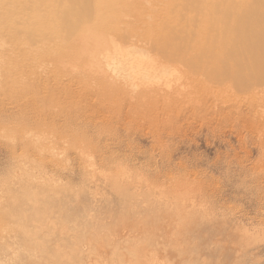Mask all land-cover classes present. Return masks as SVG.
Masks as SVG:
<instances>
[{"label":"rangeland","instance_id":"rangeland-1","mask_svg":"<svg viewBox=\"0 0 264 264\" xmlns=\"http://www.w3.org/2000/svg\"><path fill=\"white\" fill-rule=\"evenodd\" d=\"M69 1L141 10L0 39V264H264L263 19Z\"/></svg>","mask_w":264,"mask_h":264},{"label":"bare ground","instance_id":"bare-ground-1","mask_svg":"<svg viewBox=\"0 0 264 264\" xmlns=\"http://www.w3.org/2000/svg\"><path fill=\"white\" fill-rule=\"evenodd\" d=\"M72 1H74V0H72ZM86 1H85L84 4H87ZM156 1H158V0H155V2ZM165 1H167V0H165ZM165 1L163 0V2H165ZM19 2H21V0ZM69 3H72V2H70L69 0H22L21 3H18V4L15 3V4H17L15 6V4L13 5V1H11V0H0V39L2 40L1 43H5L6 44L8 42V43H11L12 45H15L16 41H14V40H17L16 37L18 36V34L16 36L15 33L16 32H21L22 35H24V36H22V42L20 44V46H21L20 48H22V49L19 48L18 49L19 51L27 49L29 46H32V45H33V47L34 46H38L39 47V45L41 46V44L42 45L45 44L46 47H47V44L50 45L51 43L57 45L60 42L64 41L63 40L64 36L60 35L62 30L59 29V27H60L59 26V19H63L68 24V27L73 29V31H75V32H78V29H80V30L90 31V32H94V33L99 34V33H104V32H106L108 30V21L113 16H118L120 12H122L124 14V16L126 15V13H129V14L131 13V14L137 15V13L141 10V7H140L141 4L140 5H138V4H134V5L129 4V5H127L129 2H125V3L122 4L123 6H121L120 5L121 1H120V4H119L118 8L116 7V8L109 9L110 11H113V12H109V10L107 9L108 13L105 12L104 15H102V13L99 11V8H97V9H95L94 7H91V8L87 7L86 8L84 6L81 9V12H79L78 20L76 22H74L75 21L74 17L77 16L78 14L75 13V9H73L71 6H69ZM148 3L151 4L150 2H148ZM159 4H161V3H159ZM170 4H171L170 0L167 1V3L163 4V9L164 10H162L160 6H158V7H160V9H161L160 11H163V13H165V10L168 11L170 14H172V13H181L183 11V9L181 7H172V6H170ZM148 6H150V5H148ZM98 7H100V6H98ZM155 8H157V7H155ZM29 9L30 10L32 9L34 12L33 11H32L33 13L32 12L29 13V11L26 12ZM148 10H150V9H148ZM151 10H153V9H151ZM157 10H159V9H157ZM143 11H147V10H143ZM11 12L16 14V18L15 19H12V20L10 19L11 17L13 18V15H14V14L9 15ZM184 13L196 14L197 16H210V15H215V14L217 15V14L223 13L224 15H229V16H232V17H235V18H238V19L247 18L248 16L253 15V16H256V17L259 16L260 18H262L263 20H261V21H262V24H263V21H264V0H186V6H185V12ZM145 15H146L145 16V18H146L148 14L146 13ZM151 15H152V12H151ZM8 16H10V17H8ZM8 18L10 19V21H9ZM147 18H149V17H147ZM149 19H151V17ZM77 26H79V27H77ZM29 34L31 35V39H29L30 38V36H28ZM14 35H15V37H14ZM33 36H34V39H32ZM140 44H141L140 47L148 49V47H146V46L149 45L148 42L144 41V42H142ZM55 45H54V47H55ZM50 47H53V45L48 46V48H50ZM2 48H3V46H2ZM150 48H152V46ZM65 50H69V48H67ZM65 50L63 51L62 56L66 52ZM119 54H118L119 57L122 56V55H119ZM122 54L128 55L127 53H122ZM129 54L132 55V53H129ZM133 55H135V57L131 56V58L132 59L136 58L135 59L136 61H134V62L137 63V60H139L140 62L144 61V60L141 61L139 58L137 59L136 54L133 53ZM123 58H124V56H123ZM120 59H122V58H120ZM122 60L124 61V59H122ZM123 61H117V63L123 62ZM126 61H128V59L127 60L125 59V62ZM144 62H148V61H144ZM99 63H100V61H99ZM115 63H116V61H115ZM128 63H129V61L127 62V64ZM142 63L138 67H144L145 65H144V63L143 64ZM119 64H121V63H119ZM119 64H114V65L118 66V67L114 66V70L116 68L117 69L120 68L119 66H121V65H122L121 68L122 67H124V68L128 67L131 63L128 64V65L125 64L124 62L121 65H119ZM138 64H140V63L138 62ZM235 64H237V63H235ZM131 65H133V64H131ZM142 65H144V66H142ZM147 65H149V62H148ZM105 66L106 65L104 64V67ZM133 66H132V68H133ZM238 66H240V65H238ZM135 67L138 68L137 66H135ZM149 67H150V65L146 68V70ZM105 68L108 69L107 66ZM129 68H130V70H132L131 66H129ZM226 68H227V66H226ZM139 69L140 68H138L137 71ZM124 70L123 69L121 70V72L123 71L122 72L123 74L126 71H128L127 69H126V71H124ZM133 70H135V69H133ZM154 70L155 69L152 68L150 70V72H152V71L154 72ZM137 71L135 70V72H134L136 75H137V73H136ZM89 72H91V71H89ZM128 72H129V74H134V73H131V71H128ZM145 72L148 73L149 71H144V69H143L142 73H140V74H144L143 76H145V75H147V73H145ZM155 73H157L156 70H155ZM155 73H154V75L157 76V74H155ZM112 74H114V73H112ZM126 74H127V72H126ZM154 75H153V73H152V75H147V76H149L148 80H150L149 79L150 76L153 77ZM137 76H134V77H137ZM147 76H145V77H147ZM155 76L153 78H156ZM129 77H132V75H129ZM129 77L126 76V79H129ZM140 78L142 79V76H140ZM140 78H139V80H141ZM133 79L134 78H132L131 80H133ZM129 80H128V82H129ZM134 80H136V78ZM134 80L132 81L133 83H134ZM153 80L154 79L148 81L149 82L148 84H150V82L153 81ZM143 82L144 83L147 82L146 78H145V81H142L140 83H143ZM154 83L155 82L153 81V83H151V84H154ZM148 84H146V85H148ZM131 85H132V83H130V88H133L134 86L132 87ZM135 86H136V84H135ZM62 93H63V91H62ZM68 117H69V115H68ZM160 203H161V201H160ZM159 209H160V207H159ZM182 230H184V229H182ZM163 232H165V231H163ZM144 258H145V256H144ZM122 264H124V263H122Z\"/></svg>","mask_w":264,"mask_h":264}]
</instances>
